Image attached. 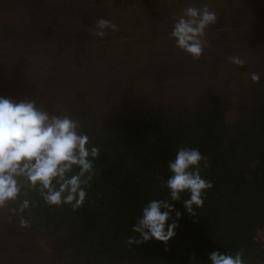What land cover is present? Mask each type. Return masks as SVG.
Returning a JSON list of instances; mask_svg holds the SVG:
<instances>
[{
  "label": "trees",
  "instance_id": "trees-1",
  "mask_svg": "<svg viewBox=\"0 0 264 264\" xmlns=\"http://www.w3.org/2000/svg\"><path fill=\"white\" fill-rule=\"evenodd\" d=\"M254 12L264 23V4H257ZM20 24H0V37L9 38ZM60 25L52 18L43 31L55 34ZM22 65L28 69L27 61ZM129 91H122V106L117 97H108L109 109L102 114L85 101V90L78 93L70 117L100 149L84 203L76 210L70 205L49 207L29 191L27 198L35 202L25 214L29 227L19 225L15 202L1 208L8 232L46 237L64 264H210L207 254L217 248L242 250L247 264H264V249L254 240L256 229L264 226V74L244 95L208 88L183 105L142 102L139 96L128 100ZM49 110L62 113L59 107ZM180 147L197 148L206 157L200 174L213 185L203 206H194L192 213L183 204L187 194L173 201L162 183L171 174L167 162ZM152 199L174 205L171 219L176 211L181 213L176 236L167 245L155 240L128 245L129 236L139 235L132 225Z\"/></svg>",
  "mask_w": 264,
  "mask_h": 264
},
{
  "label": "rangeland",
  "instance_id": "rangeland-1",
  "mask_svg": "<svg viewBox=\"0 0 264 264\" xmlns=\"http://www.w3.org/2000/svg\"><path fill=\"white\" fill-rule=\"evenodd\" d=\"M129 4V0H0V24L21 21L9 38L0 37V95L33 99L52 115L57 114L49 108L59 107V115L70 117L80 90L87 92L85 101L91 109L102 114L112 98L124 105L126 90L128 100L139 96L142 102L183 105L208 88L244 95L254 83L251 74H264V23L254 12L263 2L133 0ZM189 5H207L217 16L206 30L209 47L195 60L170 36L173 19ZM99 17L112 20L118 30L103 39L90 33L87 38L86 23ZM52 18L61 25L55 34L46 35L43 27ZM229 56L244 63L234 64ZM3 212L0 208V264H64L46 237L11 235ZM20 240L25 250H20Z\"/></svg>",
  "mask_w": 264,
  "mask_h": 264
},
{
  "label": "clouds",
  "instance_id": "clouds-1",
  "mask_svg": "<svg viewBox=\"0 0 264 264\" xmlns=\"http://www.w3.org/2000/svg\"><path fill=\"white\" fill-rule=\"evenodd\" d=\"M216 19V13L207 5L184 8L173 19L170 36L175 46L192 59H199L209 47L206 30ZM117 30L116 23L103 17L86 29L100 39ZM228 60L238 65L244 63L235 56H229ZM250 78L256 82L259 75L252 73ZM99 151L78 120L52 115L27 97L13 99L0 95V208L15 202L13 211L19 216V225L25 228L31 223L25 214L35 206L27 198L29 191L37 192L49 207L70 205L76 210L88 195ZM201 161L206 162V157L197 148L180 147L167 162L171 174L162 180L173 201L187 194L183 204L189 213L194 206H203L206 190L213 186L200 174ZM173 209L174 205L166 201L149 200L132 225V232L139 235L129 236L127 244L155 240L167 245L177 234L181 215L176 211V219H171ZM207 260L210 264H247L242 250L230 253L217 248L208 252Z\"/></svg>",
  "mask_w": 264,
  "mask_h": 264
},
{
  "label": "built area",
  "instance_id": "built-area-1",
  "mask_svg": "<svg viewBox=\"0 0 264 264\" xmlns=\"http://www.w3.org/2000/svg\"><path fill=\"white\" fill-rule=\"evenodd\" d=\"M254 240L261 249H264V226L256 229Z\"/></svg>",
  "mask_w": 264,
  "mask_h": 264
}]
</instances>
